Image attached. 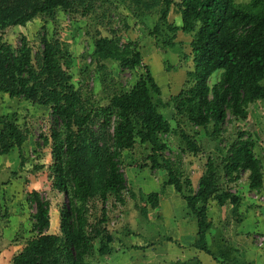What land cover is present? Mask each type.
<instances>
[{"label": "trees", "instance_id": "trees-1", "mask_svg": "<svg viewBox=\"0 0 264 264\" xmlns=\"http://www.w3.org/2000/svg\"><path fill=\"white\" fill-rule=\"evenodd\" d=\"M94 1L0 0V30L24 27L39 15L53 19L57 11L77 12L81 6H86L87 12ZM173 5L180 13L181 26L168 21ZM158 7L159 23L168 33L174 36L181 31L193 39L192 70L186 73V85L175 97L180 103L177 113L218 140L228 115L231 123L245 121L250 105L264 104V0H181L177 4L174 0H150L145 5L149 11ZM154 32L158 34V26ZM41 43L43 49L34 66L25 38L20 47L13 49L2 43L0 35V92L51 110L57 126L50 135L52 163L48 181L51 190L61 193L67 202L60 208L59 233L50 234V203L36 191L28 194L27 202L35 208L32 236L12 257L11 264H92L87 257L92 254L95 239L100 241L98 253L110 255L112 236L103 227L105 210L102 219L90 225L88 204L95 199L106 203L109 197L123 202L126 180L119 169V156L131 150L136 140L151 147V166L167 170L166 185L173 186L195 218L194 247L212 256L207 244L211 228L207 205L210 201L219 207L227 202L237 205L240 198L220 188L211 158L196 190L190 187V181H181L169 161L159 163V153L166 149L162 136L171 131V125L158 112L153 96L160 95V87L150 71L145 69L131 89L113 94L106 106L94 110L70 84V56L61 42L44 35ZM93 57L97 63L119 61L130 71L141 60L131 45L120 46L114 38L96 40ZM217 71H221L220 79L210 87L209 79ZM180 136L187 152H200L192 136L185 132ZM244 136L238 134L227 148L221 160L223 173L232 183L246 172L249 189L258 193L263 186V168L254 155L252 140ZM27 138L28 131L18 125L14 115L0 116V156L13 149L21 153ZM142 199L151 209L158 207V193ZM140 210L146 218L145 208Z\"/></svg>", "mask_w": 264, "mask_h": 264}, {"label": "rangeland", "instance_id": "rangeland-1", "mask_svg": "<svg viewBox=\"0 0 264 264\" xmlns=\"http://www.w3.org/2000/svg\"><path fill=\"white\" fill-rule=\"evenodd\" d=\"M180 1L174 0V4ZM238 2L247 3L248 0ZM149 3L150 0H95L87 12L86 6H81L77 12L57 11L53 19L39 15L24 27L12 26L0 30L1 41L16 49L25 38L32 51L33 65L37 66L36 56L43 49L41 38L45 35L48 39L59 40L70 56V84L94 110L106 106L113 94L131 89L148 69L160 87V95L153 96L158 112L171 125V131L162 136L166 149L159 153V163L169 161L180 174L181 181H190V187L196 190L206 170L207 160L211 158L215 162L220 188L229 190L240 198V202L237 205L227 202L222 207L215 201L208 203V218L220 229L218 233H213L209 245L217 254L219 264H247L257 254L264 256V244L258 247L255 242L256 236H264V203H256L252 199L246 172L240 174L237 182H227L221 160L238 134L244 133V138H249L247 135L250 133L243 131L245 125L242 126L241 122L231 123L228 115L222 125L221 137L214 140L203 128L193 126L177 113L180 103L175 97L186 85V73L192 70V35L181 31L174 36L168 33L159 23V7L149 11L145 8ZM168 21L173 26H181L176 5L171 7ZM156 26L158 34L154 32ZM99 38L118 39L120 46L131 45L140 55L139 66L130 71L116 60L95 62L94 42ZM220 75L221 71H217L210 77V87L218 83ZM251 111L257 112L258 119L264 122L262 102L250 105L248 113ZM13 115L18 125L28 131V138L21 153L13 149L9 154L0 156V264H11L12 257L32 236L35 208L27 202L29 193L36 191L50 203V234L59 233L60 208L67 202L63 195L51 190L48 181V168L52 163L50 135L52 128L57 126L51 110L22 98L12 99L0 92V116ZM97 128L96 123L94 129ZM211 129L212 124L208 126V130ZM181 132L194 138L200 147L197 155L186 151ZM251 136L258 138L255 134ZM151 153V147L141 145L138 140L131 150L121 152L119 169L126 180L122 203L109 197L107 208L97 199L88 204L90 225L98 223L105 210L106 222L103 227L112 236L109 246L113 250L110 255L101 256L98 253L100 241L95 239L92 254L87 257L90 263L207 262L191 239L177 247L167 236L168 230L173 229L180 220L187 223L183 226L189 229L192 214L173 186L166 185L167 170L151 166ZM151 193L159 194L155 209H151L142 199ZM141 208H145L146 218ZM220 253L223 255L220 256ZM212 261L207 263L212 264ZM218 263L213 261V264ZM260 264H263L262 259Z\"/></svg>", "mask_w": 264, "mask_h": 264}, {"label": "crops", "instance_id": "crops-1", "mask_svg": "<svg viewBox=\"0 0 264 264\" xmlns=\"http://www.w3.org/2000/svg\"><path fill=\"white\" fill-rule=\"evenodd\" d=\"M240 122H241L242 126L245 125L243 131H246L247 133L248 132L250 133V134L248 133L249 135H247V137H249V139L252 140L254 155L262 164V168H263L262 169V172H263V186H262V189L260 190V192H258V193L264 195V122H262V121H260L258 119L257 112H252V111L248 114V118L245 121H240ZM251 134H255L258 138L254 139L251 136ZM23 148H24V146H22V150H23ZM246 175H248V174L246 173ZM252 192H254V191H252ZM58 194H61V193H58ZM207 213H208V210H207ZM178 219H182V218L178 217ZM189 219H191V221H193V222H191V221L189 222V224H188V225H190V228L188 227L189 229H187V226H183L184 224L187 225V223H185L184 221L180 220V221L177 222V225L173 226V229L171 227V229L168 230L169 233H168L167 236L174 241L173 244H175L177 247L179 246V244L182 245L183 242H187L190 239L193 241V243L196 241V233H197L196 220L193 217V215ZM175 222H176V220H175ZM50 224L52 225L51 214H50ZM218 230H220L219 229V225H215V224L211 223V228H210V230L208 231V234H207V244H208V247H209V250H210L212 256H209L206 253L200 251L201 252L200 254L202 255V257H206L207 258V262L210 261V263H211L212 260L215 263H218L220 261L218 259L217 254L212 250V247L210 248V245H209V242L211 241V238H213V233L214 232L218 233ZM53 234H57V233L54 232ZM177 237H180V239H177ZM222 255L223 254L220 253V256H222ZM261 259L263 260V264H264V256H262V254H261V256H259V254H257V256L255 258L253 257L252 260H249V262H247V264H260V260ZM213 261H212V264H213ZM207 262L205 264H210V263H207ZM220 264H227V263L220 262Z\"/></svg>", "mask_w": 264, "mask_h": 264}, {"label": "built area", "instance_id": "built-area-1", "mask_svg": "<svg viewBox=\"0 0 264 264\" xmlns=\"http://www.w3.org/2000/svg\"><path fill=\"white\" fill-rule=\"evenodd\" d=\"M92 79V78H91ZM92 83H90V86H92ZM252 199L256 202V203H264V195L257 193V192H252ZM105 207L107 208V203H105ZM255 242L257 244L258 247L263 246L264 244V236H256L255 237Z\"/></svg>", "mask_w": 264, "mask_h": 264}]
</instances>
